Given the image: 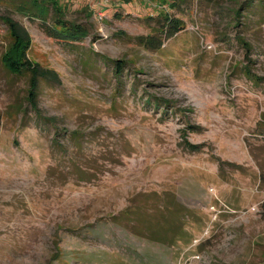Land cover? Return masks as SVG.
I'll return each instance as SVG.
<instances>
[{
	"label": "rangeland",
	"instance_id": "1",
	"mask_svg": "<svg viewBox=\"0 0 264 264\" xmlns=\"http://www.w3.org/2000/svg\"><path fill=\"white\" fill-rule=\"evenodd\" d=\"M61 3L82 40L0 0L59 78L38 117L0 20V264H264V0Z\"/></svg>",
	"mask_w": 264,
	"mask_h": 264
},
{
	"label": "trees",
	"instance_id": "2",
	"mask_svg": "<svg viewBox=\"0 0 264 264\" xmlns=\"http://www.w3.org/2000/svg\"><path fill=\"white\" fill-rule=\"evenodd\" d=\"M30 7V15L39 16L44 20L48 12H52L51 23L47 24L46 32L51 38L59 42L70 43L85 38L88 34L87 28L76 21L65 18L66 6L61 0H26ZM169 1V0H166ZM165 0H161L164 3ZM177 0H171V6L176 5ZM33 9V10H32ZM26 15H29L26 12ZM157 32L158 37L153 35L137 36L136 41L148 48H159L166 38L172 37L181 27L182 21L178 18L167 15L166 12H159ZM0 20L6 25L9 37V44L1 56L4 67L13 74H20L27 71L30 75L28 80V102L32 109L39 115L37 107L38 86L40 79L49 82H58L59 78L56 72L42 67L39 63L31 60L27 56V50L31 45V38L23 25L10 15H0ZM114 66L118 72L121 71L125 61L115 60ZM45 119V118H44ZM190 150H195L198 145L186 143Z\"/></svg>",
	"mask_w": 264,
	"mask_h": 264
},
{
	"label": "built area",
	"instance_id": "3",
	"mask_svg": "<svg viewBox=\"0 0 264 264\" xmlns=\"http://www.w3.org/2000/svg\"><path fill=\"white\" fill-rule=\"evenodd\" d=\"M104 2L108 1V0H103ZM98 18L99 19H102V14L101 13H98Z\"/></svg>",
	"mask_w": 264,
	"mask_h": 264
}]
</instances>
